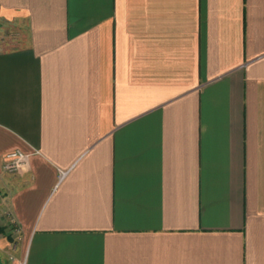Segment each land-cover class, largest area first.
<instances>
[{"label": "crops", "instance_id": "1", "mask_svg": "<svg viewBox=\"0 0 264 264\" xmlns=\"http://www.w3.org/2000/svg\"><path fill=\"white\" fill-rule=\"evenodd\" d=\"M0 264H264V0H0Z\"/></svg>", "mask_w": 264, "mask_h": 264}, {"label": "built area", "instance_id": "2", "mask_svg": "<svg viewBox=\"0 0 264 264\" xmlns=\"http://www.w3.org/2000/svg\"><path fill=\"white\" fill-rule=\"evenodd\" d=\"M28 157L29 154L20 149L9 150L4 155L3 168L10 172L25 169L28 164ZM66 172V169H59V180Z\"/></svg>", "mask_w": 264, "mask_h": 264}]
</instances>
